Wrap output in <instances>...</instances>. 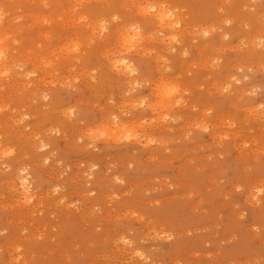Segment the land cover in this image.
I'll list each match as a JSON object with an SVG mask.
<instances>
[{"label":"rangeland","instance_id":"374dc122","mask_svg":"<svg viewBox=\"0 0 264 264\" xmlns=\"http://www.w3.org/2000/svg\"><path fill=\"white\" fill-rule=\"evenodd\" d=\"M0 50V264H264V0H0Z\"/></svg>","mask_w":264,"mask_h":264},{"label":"bare ground","instance_id":"6f19581e","mask_svg":"<svg viewBox=\"0 0 264 264\" xmlns=\"http://www.w3.org/2000/svg\"><path fill=\"white\" fill-rule=\"evenodd\" d=\"M146 5H147V4H146ZM148 6H149V5H148ZM150 6H151V5H150ZM153 7H154V6H153ZM159 7H160V6H159ZM148 8H149V7H148ZM148 8H147V9H148ZM150 8H152V6H151ZM154 8H155V7H154ZM154 8H153V9H154ZM142 9H143V8H142ZM144 11H145V10H144ZM159 11H160V10H159ZM159 11H157L158 13L156 12V14H155V12H154V15H156L157 22H158V24H159V26H160V28H161L162 31H163V29H165V26H166V25H167V27H169V28H173V26L175 27V25H180V24H179V20H178V21L174 20L172 23H171V22L166 23V19H167L168 17L166 18V14H165L166 12L162 13L163 11H165V9H163V11H161V12H159ZM147 12H148V11H147ZM169 17L172 18V15L169 16ZM174 18H175V17H174ZM152 19H153V18H152ZM180 22H181V21H180ZM174 29H175V28H174ZM169 30H170V29H169ZM171 30H172V29H171ZM171 30H170V31H171ZM166 31H168V30H166ZM169 33H170V32H169ZM172 33H173V32H172ZM126 34L128 35V37H131V35H132V34L127 33V32H126ZM129 34H130V35H129ZM135 34L137 35L138 33L135 32L134 35H135ZM124 35H125V34H124ZM124 35L122 34V37H121V38L127 40V37H124ZM134 35H132V37L129 38V39L132 40V39H134V37L136 38V36H134ZM138 35H139V34H138ZM133 36H134V37H133ZM126 42H127V41H126ZM129 42L131 43V41L128 40L127 45H128ZM125 44H126V43H125ZM1 52H2V51L0 50V56H1ZM0 60H1V62H4V61H5V60H3L1 57H0ZM123 64H124V63H123ZM0 65H1V64H0ZM127 65H128V64H127ZM2 71H6L5 66H4L3 64L0 66V73H1ZM131 71H133V70H131ZM160 84H163V83H159L158 86H161ZM166 84H167V83H166ZM169 84H170V83H169ZM167 85H168V84H167ZM167 85H164V87L166 88ZM158 86H157V88H158ZM168 86H169V89L172 88V87H170V85H168ZM164 87L161 86L162 89H161V88L158 89V93L161 92V91H159V90H162V91H163V88H164ZM174 88H176V87H173V89H174ZM169 89L167 88V90H169ZM170 90H171V89H170ZM175 90H176V89H175ZM171 91H172V90H171ZM173 91H174V90H173ZM173 91H172V92H173ZM166 93H167V94H170V93H168V91H166ZM171 94H172V93H171ZM165 95H166V94H165ZM166 96H169V95H166ZM160 97H161V96H160ZM160 97H159V98H160ZM164 97H165V96H164ZM168 98H169V99H172V98H170V97H167V100H168V101H165V103H163L162 106H163V105L166 106V103H167V102H168V103H167L168 105H169V103H170V105H171V102L169 101ZM163 99H165V98H163ZM163 99L161 98V100H163ZM161 102H163V101H160L159 103H161ZM165 106H164V107H165ZM164 107H163V108H164ZM19 181H20V184H21L22 188L24 189V193H23L22 197H23V199L25 200V202L28 203V202L30 201V199L32 198L31 195H28V194H27V190H26V189L28 188V186H29L28 178L25 177V176H23V177L20 178ZM29 194H30V193H29Z\"/></svg>","mask_w":264,"mask_h":264},{"label":"clouds","instance_id":"9594fccd","mask_svg":"<svg viewBox=\"0 0 264 264\" xmlns=\"http://www.w3.org/2000/svg\"><path fill=\"white\" fill-rule=\"evenodd\" d=\"M128 137H125V139H127Z\"/></svg>","mask_w":264,"mask_h":264}]
</instances>
